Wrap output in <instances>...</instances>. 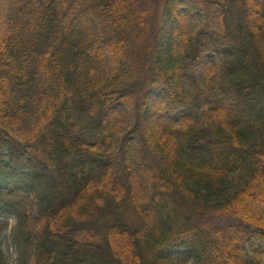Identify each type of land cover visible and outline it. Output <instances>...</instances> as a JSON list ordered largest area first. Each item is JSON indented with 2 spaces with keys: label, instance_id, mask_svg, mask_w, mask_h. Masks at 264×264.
I'll return each instance as SVG.
<instances>
[{
  "label": "trees",
  "instance_id": "1",
  "mask_svg": "<svg viewBox=\"0 0 264 264\" xmlns=\"http://www.w3.org/2000/svg\"><path fill=\"white\" fill-rule=\"evenodd\" d=\"M0 212L16 264H264V0H0Z\"/></svg>",
  "mask_w": 264,
  "mask_h": 264
},
{
  "label": "rangeland",
  "instance_id": "2",
  "mask_svg": "<svg viewBox=\"0 0 264 264\" xmlns=\"http://www.w3.org/2000/svg\"><path fill=\"white\" fill-rule=\"evenodd\" d=\"M0 219L6 220L8 222V229L6 230V234L2 235L0 238V249L2 251V257L3 258L0 263L1 264H16L17 259V253H16V245L14 244L12 237H11V231L12 227L15 224L16 218L15 216L10 212H0ZM229 220L228 219H217L215 220V223L218 224H226ZM232 222V220L230 221ZM229 222V223H230ZM251 232L255 231L254 229H250ZM262 244L264 245V241H262Z\"/></svg>",
  "mask_w": 264,
  "mask_h": 264
}]
</instances>
